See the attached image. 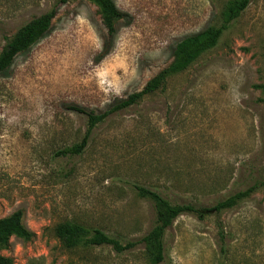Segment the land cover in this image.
<instances>
[{
    "label": "rangeland",
    "instance_id": "1",
    "mask_svg": "<svg viewBox=\"0 0 264 264\" xmlns=\"http://www.w3.org/2000/svg\"><path fill=\"white\" fill-rule=\"evenodd\" d=\"M0 0V52L52 8L50 28L0 73V218L16 210L33 233L11 237L12 264H148L140 239L155 225L140 185L171 203L209 208L264 181V0H250L212 48L166 76L135 104L109 114L78 155L87 117L142 90L182 39L221 24L232 0H111L123 17L108 35L90 0ZM73 221L122 243L66 248ZM160 264H264V187L199 219L179 215Z\"/></svg>",
    "mask_w": 264,
    "mask_h": 264
},
{
    "label": "trees",
    "instance_id": "2",
    "mask_svg": "<svg viewBox=\"0 0 264 264\" xmlns=\"http://www.w3.org/2000/svg\"><path fill=\"white\" fill-rule=\"evenodd\" d=\"M67 0H60L63 3ZM100 10L102 22L107 29L108 35L114 33V23L123 17L111 0H90ZM250 0L229 1L223 9L222 21L218 26H210L192 36H188L178 42L173 52V58L169 65L159 74L151 78L138 92L130 94L126 99L113 104L102 113L86 111L85 109L72 105L71 109L83 113L87 117L88 128L80 142L61 151L64 154L78 155L84 149L89 132L109 114L135 104L144 94L154 91L161 81L168 75L178 73L186 69L200 54L215 46L222 32L226 30L240 13L247 7ZM55 15V8L31 19L22 25L13 37L6 43L0 52V73L5 71L13 61L16 54L24 52L32 44L38 41L50 28ZM264 93V84L257 85ZM259 186L264 187V181L255 183L244 190L236 191L225 198L216 201L209 208L192 203H171L157 190L135 185L134 189L138 196L150 199L156 210L155 225L140 239L144 243L148 264H160L164 260V234L173 221L181 214L192 213L199 219H203L210 212H220L237 205L241 200L250 196ZM55 235L66 248L93 247L109 245L113 250L120 253L133 248L137 241L122 243L100 229H89L88 227L73 221H66L56 225ZM33 233L22 224V213L16 210L9 216L0 218V248L6 249L11 237L22 240H30ZM0 264H12L9 256L0 254Z\"/></svg>",
    "mask_w": 264,
    "mask_h": 264
}]
</instances>
